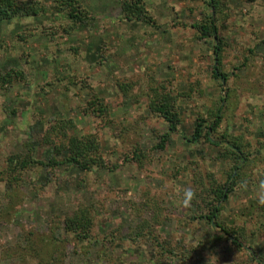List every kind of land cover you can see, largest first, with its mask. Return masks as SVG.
<instances>
[{"label": "rangeland", "instance_id": "rangeland-1", "mask_svg": "<svg viewBox=\"0 0 264 264\" xmlns=\"http://www.w3.org/2000/svg\"><path fill=\"white\" fill-rule=\"evenodd\" d=\"M23 1L48 8L0 22V75L26 74L25 82L0 84V264H253L199 218L200 183L212 174L222 185L230 164L219 148L189 145L184 137L220 105L219 134H244L256 158L242 180L247 190L240 181L222 219L243 228L244 241L264 258V207L255 199L264 178V0H221L224 84L213 76L214 38L199 39L193 28L210 13L208 0H143L155 25L124 20L121 0H78L90 18L73 30L53 1ZM119 83L130 86L127 97ZM155 89L178 97L182 119L165 150L156 146L168 126L148 110ZM93 95L108 104L109 123L82 113ZM55 119L75 122L67 138L97 134L106 167L31 165L12 173L15 156L50 160L53 145L44 137ZM49 137L56 144L67 139ZM138 148L142 162L126 161ZM185 188L196 192L187 208L178 206ZM82 208L94 218L92 243L64 228ZM143 221L161 241L183 239V259L162 258L147 237L132 241L130 232Z\"/></svg>", "mask_w": 264, "mask_h": 264}, {"label": "trees", "instance_id": "trees-1", "mask_svg": "<svg viewBox=\"0 0 264 264\" xmlns=\"http://www.w3.org/2000/svg\"><path fill=\"white\" fill-rule=\"evenodd\" d=\"M55 4L57 13H64L69 19L68 29L73 30L78 25L83 24L90 18V13L83 7L78 0H51ZM210 13L206 16L205 21L197 22L193 28L200 34L199 39L213 37L215 40L214 55L215 63L213 66V76L227 82V75L222 70V51L225 45L224 38L219 33L218 15L222 12L221 0H208ZM47 6L39 1L28 3L23 0H0V22H5L18 17L38 16L47 11ZM122 17L126 21L141 22L149 25H155V19L147 9L143 0H121ZM69 32V31H68ZM26 74L22 70L10 69L0 75V84L2 86L11 85L15 82H25ZM119 89L125 97L129 94V85L118 84ZM154 97H151L148 103L149 112L163 119L168 126V131L161 137L160 143L156 148L165 150L167 145L172 141V137L179 131L182 124L178 97L171 92L154 90ZM225 101L223 98L222 102ZM82 113L90 118L99 119L104 123H109L110 109L108 104L97 95H93L85 104ZM224 121V106L220 105L214 109L208 116H199L196 120L194 130L191 136L184 137L189 145L207 144L211 147L220 149V158L228 161L230 170L226 172L225 183L222 185L214 177H207L208 184L201 182L198 189L197 197L202 199L203 207H200L202 214L199 216L212 228L222 234L231 246L239 251L250 254L253 264H264V258L253 246L244 241L246 232L243 228L229 226L222 219L224 204L228 201L230 193L242 181L249 169L255 164L256 158L252 154V145L246 140L244 134L235 135L230 132L219 134V128ZM51 131L44 137L47 144L53 145V154L48 162L36 160L30 154L21 155L9 159V170L12 173L21 172L31 165L43 166L56 169L64 165H71L83 172H90L95 168L102 169L106 167L105 158L102 155V147L97 134H88L83 136H70L67 138L68 131H74L76 124L72 120L55 119L50 123ZM50 134H60L67 139L62 144H56L51 139ZM263 147V145H262ZM145 153L138 148L131 158L132 160L142 162ZM248 170V171H247ZM7 174V173H6ZM9 174V173H8ZM0 173V178H1ZM203 179V177H202ZM16 182V181H15ZM1 204V201H0ZM205 208V210H204ZM64 228L67 233L73 235L76 241H89L92 243V230L94 227V218L87 209H81L64 219ZM149 223L143 221L139 223L130 232L129 238L132 241L145 239L153 241L157 251L162 258L169 256L171 262L175 258L180 259V253H184L182 241L163 240L154 235ZM153 237V238H152ZM159 248V249H157ZM157 249V250H156ZM157 255V254H156ZM158 256V255H157ZM183 259V256H181ZM185 259H187L185 257ZM187 262L189 260H186ZM183 264H186L183 261Z\"/></svg>", "mask_w": 264, "mask_h": 264}, {"label": "clouds", "instance_id": "clouds-1", "mask_svg": "<svg viewBox=\"0 0 264 264\" xmlns=\"http://www.w3.org/2000/svg\"><path fill=\"white\" fill-rule=\"evenodd\" d=\"M242 189L247 190V181H241L239 185ZM196 199V192L192 188L183 189V196L180 201H178V206L180 207H190L192 201ZM255 199L259 206L264 207V178H260L257 182Z\"/></svg>", "mask_w": 264, "mask_h": 264}]
</instances>
